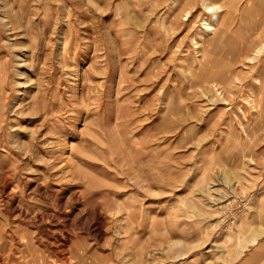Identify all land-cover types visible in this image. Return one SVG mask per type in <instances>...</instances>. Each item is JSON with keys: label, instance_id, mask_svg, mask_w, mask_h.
<instances>
[{"label": "rangeland", "instance_id": "1", "mask_svg": "<svg viewBox=\"0 0 264 264\" xmlns=\"http://www.w3.org/2000/svg\"><path fill=\"white\" fill-rule=\"evenodd\" d=\"M207 1L0 0V264H264V0Z\"/></svg>", "mask_w": 264, "mask_h": 264}, {"label": "bare ground", "instance_id": "2", "mask_svg": "<svg viewBox=\"0 0 264 264\" xmlns=\"http://www.w3.org/2000/svg\"><path fill=\"white\" fill-rule=\"evenodd\" d=\"M234 0H227L226 3V7L224 9V7H222L223 5H221L220 3H210V2H205L204 3V8H205V12H209L211 14V20H204L203 23V29L206 30V32H212L216 29L215 26L218 27L219 24L223 23L224 18L220 17V12L223 11V9L225 10V13L228 14V16L230 15L233 5H234ZM236 2V1H235ZM236 6V5H235ZM203 20V19H202ZM262 24H264V19H262ZM202 25V24H200ZM262 30H264V28L260 29V37L261 40L258 42V44L253 48L252 53L247 55L246 57V61L247 62H253L254 59L257 56H261L264 55V32H262ZM208 34V33H207ZM212 34V33H211ZM202 35V34H201ZM204 36V35H203ZM195 38V37H194ZM195 41V40H194ZM202 41V40H201ZM206 41V40H205ZM204 41V42H205ZM194 43V42H193ZM196 43V41H195ZM194 43V44H195ZM202 43V42H201ZM201 46V45H200ZM194 47H197V45H195ZM204 51V50H203ZM198 52V51H197ZM201 53V52H199ZM198 54V53H197ZM199 55V54H198ZM21 57V56H20ZM262 62H264V57H262ZM215 87V86H214ZM216 89H218L217 87H215ZM209 89V88H208ZM219 90V89H218ZM219 92H223L221 89L219 90ZM218 92V93H219ZM246 103L248 105L254 106V103L252 104V102L254 101L252 96H247V98L245 99ZM12 107V106H11ZM228 108V107H227ZM71 142V141H70Z\"/></svg>", "mask_w": 264, "mask_h": 264}]
</instances>
